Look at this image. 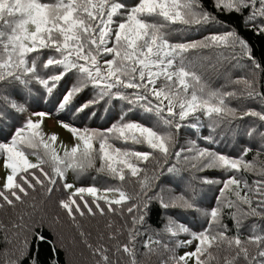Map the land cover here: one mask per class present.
Instances as JSON below:
<instances>
[{"label":"snow or ice","instance_id":"6c2138e0","mask_svg":"<svg viewBox=\"0 0 264 264\" xmlns=\"http://www.w3.org/2000/svg\"><path fill=\"white\" fill-rule=\"evenodd\" d=\"M231 20L264 36V0H0V264H264V57Z\"/></svg>","mask_w":264,"mask_h":264},{"label":"trees","instance_id":"16d2710c","mask_svg":"<svg viewBox=\"0 0 264 264\" xmlns=\"http://www.w3.org/2000/svg\"><path fill=\"white\" fill-rule=\"evenodd\" d=\"M208 6L210 7V4ZM225 19H227V18H225ZM231 23H233L238 28V30L240 31L242 36H244L246 39L249 40L250 44L254 48V52H255L256 57L258 59L264 57V36H254L251 32H249L246 29H243L242 27H240V25L236 22V20H231ZM91 122H92V124H94V122H95L97 127H106L107 126V120L103 119V118L99 119V120H93ZM183 131L184 130H182V132ZM220 147H221L222 150L228 151L230 153L236 151V149H235V147L233 145H229L227 148H225L224 145L221 144ZM249 158L254 159L253 157H249ZM262 160H264V157H261L259 160L254 159V162L257 163V165H259V163ZM90 174H94L95 175V173H89L88 175H90ZM97 177H99V176H97ZM97 181H99V183H101V179H99V180L97 179ZM131 190H132L131 187H129V191H131ZM59 195H60V193H57V196H59ZM213 196H214L213 192H208L207 197L203 200L204 206L210 205ZM48 210H49V212L55 211L54 203L50 204L48 206ZM10 218H11V213L0 214V220L4 221L5 223H8ZM181 218L192 219V215L190 213H181ZM155 219H156V217H154V220ZM69 235H71V232H69ZM183 238L184 237H181V239H183ZM189 247H191V248H189ZM189 247L186 248V249L179 250L178 254L181 255L182 253H184V251H187L189 249L193 250L194 246H189ZM85 255H86V253H85ZM226 255H227V253L224 252V251L218 252L217 253L218 261H213V264H225L224 257ZM154 260H155V257H153V261ZM85 262H86V264H90V261L87 259V255H86Z\"/></svg>","mask_w":264,"mask_h":264},{"label":"rangeland","instance_id":"374dc122","mask_svg":"<svg viewBox=\"0 0 264 264\" xmlns=\"http://www.w3.org/2000/svg\"><path fill=\"white\" fill-rule=\"evenodd\" d=\"M87 123H88L89 126H96L97 127L95 122H94V124H92L91 121H88ZM45 130L48 131V132H52V131L58 132L59 135H60V140L63 143L68 144L70 146L71 138H70L69 134L66 133V132H63L62 130H60L57 127L54 119L46 121ZM58 144H59V142H58ZM57 151L61 152V154H62V149L61 148L58 147ZM29 159L33 163L36 162L35 157H33V156H29ZM7 174H8V170L3 167V160L0 159V185L3 184L4 179H5ZM93 175L94 174H90V175H87V176H81V177H75L71 172H69L68 173V182L69 183H75L77 186H88V185H91L93 183L100 184L99 181H97V179L99 180L101 178L97 177V179L95 181H93L90 178ZM110 195H112V194H110ZM69 236L71 237V235H69ZM189 248H191V247H189ZM187 251H192V249H189ZM85 260H86V255L80 256V249L77 248L76 264H86Z\"/></svg>","mask_w":264,"mask_h":264}]
</instances>
